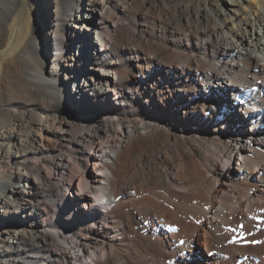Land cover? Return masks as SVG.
<instances>
[{
	"label": "bare ground",
	"instance_id": "bare-ground-1",
	"mask_svg": "<svg viewBox=\"0 0 264 264\" xmlns=\"http://www.w3.org/2000/svg\"><path fill=\"white\" fill-rule=\"evenodd\" d=\"M34 1L0 0V109L38 100L0 129V264H264V0H42L47 62ZM86 32L70 99L105 112L68 119Z\"/></svg>",
	"mask_w": 264,
	"mask_h": 264
},
{
	"label": "rangeland",
	"instance_id": "rangeland-1",
	"mask_svg": "<svg viewBox=\"0 0 264 264\" xmlns=\"http://www.w3.org/2000/svg\"><path fill=\"white\" fill-rule=\"evenodd\" d=\"M15 6H19V3H15ZM30 6L36 12V15H37L36 18L39 20V22H40L39 25L41 26V29H38V31L33 33V35L37 37V39L39 41V46H40L41 51H42L40 54V57L45 62H47V60L51 61V59H53V50H52V47H49L48 42L44 38V30H45V26L49 20L50 15L51 14L53 15V13H54L53 7L50 6L48 8V10H45L42 7V0H37V1L31 2ZM0 19H2V17H0ZM94 45H95L94 42H92V45L90 44V35L88 34V32H86L85 35H83V37H81V39L78 40V47L75 44L74 46H72V48H70V49H72V51H74V52L76 51L79 53L78 55H79L80 60L78 62H76L75 66H73L72 75H70L66 79H63V81H62V83H64L63 84V86H64V88H63V94H64L63 106H64V108L59 107L58 109L61 110L62 115L68 119L73 118V119L82 120L83 118L88 117L89 115L90 116L96 115V112H98V111L101 114H104V112H105L104 108L91 106L87 103V102H89L87 100H89L90 98L92 99V101H93V98H95L93 96V94H91L90 92L87 93L86 96H84V98L86 99L87 102L86 101L82 102V99L77 97V99L81 101V105H79L80 103H78V105L76 104L77 106L73 105V103L71 102V99H70L71 96L77 95V94L74 93L72 95L71 92L69 91V86L71 87V84L73 83V81L75 79L78 80L81 77V75L83 73H85L87 68L91 66V60L89 58V54L91 51V47ZM25 55H27L25 53V49H21L18 53H16L13 57H11V60L13 62L20 63V65L22 67L24 66V68H28L30 66L31 60L28 57H24ZM26 60H28V61H26ZM29 60H30V62H29ZM109 95H110V97L113 96L112 93H110ZM14 98L21 101V102H26V103H32L33 104L35 102H38V100L34 99L33 97L28 98V97L23 96V95H17V96H15L14 94L3 95L2 103L4 105V108L0 109V129H1V127L5 128L6 126H8V125L3 126V123H2L3 120H5L8 124L10 123L11 125H14L16 123V120H17L16 118H17L18 114L16 112H13L12 110H9V108L6 107V105L10 104L11 100H14ZM89 103H91V102H89ZM31 112L33 113L35 111H31ZM238 113H239V110H238ZM33 114L36 117V119H38V116L35 115L36 113H33ZM73 115L74 116L76 115V117L71 118L70 116H73ZM53 144H54V142H53ZM0 145H2V146L4 145L6 148L8 147V145L5 144L2 139H0ZM53 146H55V145H53ZM5 160H7V159H5ZM0 172L3 173L5 171L0 168ZM68 198L71 199L72 197L68 196ZM82 200H83V198H81V200H79L76 204L79 206L82 203ZM70 201H72V200H70ZM62 214H63V212H61L59 215H62ZM18 225H19V222L17 224L13 225L12 228H15ZM10 234H11V232H10ZM12 238H13V236H12ZM39 264H44V263L40 262Z\"/></svg>",
	"mask_w": 264,
	"mask_h": 264
}]
</instances>
